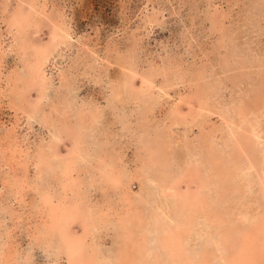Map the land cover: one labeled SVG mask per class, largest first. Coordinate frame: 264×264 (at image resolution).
I'll return each instance as SVG.
<instances>
[{
  "label": "rangeland",
  "instance_id": "rangeland-1",
  "mask_svg": "<svg viewBox=\"0 0 264 264\" xmlns=\"http://www.w3.org/2000/svg\"><path fill=\"white\" fill-rule=\"evenodd\" d=\"M60 205L97 264H177L166 226L182 264L237 253L264 213V0H0V264H68Z\"/></svg>",
  "mask_w": 264,
  "mask_h": 264
},
{
  "label": "bare ground",
  "instance_id": "bare-ground-1",
  "mask_svg": "<svg viewBox=\"0 0 264 264\" xmlns=\"http://www.w3.org/2000/svg\"><path fill=\"white\" fill-rule=\"evenodd\" d=\"M46 10V9H45ZM45 12V11H44ZM44 13H40V15H43ZM26 15V14H25ZM39 15V14H38ZM27 16V15H26ZM27 19H28V17H27ZM25 21H27L26 19H25ZM109 134V133H108ZM259 138V137H258ZM261 139V138H260ZM239 140H240V137H239ZM240 142V141H239ZM241 142H243V141H241ZM260 143V142H259ZM246 144V143H245ZM41 155V157H40V159H39V161L37 162V164L39 165V166H42V163H43V161H44V163L48 166V167H50V168H52V166L54 167V169H58L59 167L58 166H63V168L62 169H64V165H62V163H60L61 165H56V166H54V162H49V160L48 159H46L47 158V156L45 155V154H40ZM237 158V157H236ZM203 159V158H202ZM66 164V163H65ZM147 165H148V163H147ZM170 161L169 160H166L164 163H163V166L162 167H159L158 169V175H157V178H158V180H159V182H162V180H164L165 178H167V176L166 177H163L165 174L167 175L168 174V170L169 169H171V168H169L170 166ZM74 167H75V164L72 162L71 164H70V168L69 169H67V170H69V171H71V170H73L74 169ZM146 167V166H145ZM144 167V168H145ZM183 168L182 169H185L184 168V166H182ZM169 168V169H168ZM146 169L148 170V168L146 167ZM182 169H180V170H182ZM65 170V169H64ZM187 170V169H186ZM68 171V172H69ZM245 171V170H244ZM194 172H196V171H194ZM185 174H186V171H185ZM184 174V175H185ZM196 174V173H195ZM198 174V173H197ZM196 174V175H197ZM245 175V174H244ZM247 177V176H246ZM184 178H185V176H184ZM199 178V177H198ZM183 179V178H182ZM71 180L73 181H77V179H75L74 177L73 178H71ZM70 180V181H71ZM231 180V179H230ZM115 182L117 183L118 181H116L115 180ZM198 184V183H197ZM144 186V185H143ZM169 187V186H168ZM176 187V186H175ZM175 187H173V188H175ZM166 189V188H165ZM176 189H178L177 187H176ZM175 189V190H176ZM197 189V188H196ZM196 189H195V191H196ZM170 190H171V188H170ZM174 190V189H173ZM164 191V190H163ZM176 192V191H175ZM187 192H188V190H187ZM219 192V191H218ZM164 193V192H163ZM167 193V192H166ZM177 193H179V192H177ZM185 193V192H184ZM194 193V192H193ZM196 193V192H195ZM165 194V193H164ZM180 194V193H179ZM163 196V195H162ZM167 196V195H166ZM182 196H184L183 194H182ZM138 197H139V194H138ZM169 197V196H168ZM186 197V196H185ZM145 198V197H144ZM176 198H178V197H176ZM162 199V198H161ZM251 199V198H250ZM183 200V199H182ZM253 200V199H252ZM184 201V200H183ZM247 201V200H246ZM250 201V200H249ZM235 202H236V200H235ZM253 202H254V200H253ZM258 202V201H257ZM198 204H200L201 206H202V204H201V202L199 203V202H197ZM242 203H244V202H242ZM255 203V202H254ZM181 204H183V205H185L183 202H181ZM189 204V203H188ZM188 204L186 203V206L188 207ZM249 204V203H248ZM196 204H193V205H191V207L190 208H192V207H196L195 206ZM177 206L179 207V204H177V205H175L174 207L177 209ZM181 207V206H180ZM208 207V208H207ZM211 207V206H210ZM240 207V206H239ZM161 208V207H160ZM63 210L64 208L60 205V207H58L57 208V210L55 211V220H56V223H57V225H59V222H60V227H61V229H62V231H60V232H62V236H63V240H61V243H60V248H58V255H57V258H56V260H57V262H59V259L61 258V251L62 252H65L66 254H67V257L69 258V260H68V264H97L96 262H95V260H93L92 258H88V253H87V249L89 248V247H91L92 246V244L93 243H91L90 241H91V239L93 238L92 237V235H94V233H93V229L91 228V226H92V223H91V220L89 219V221H88V223H86L85 224V227H84V231L83 232H81V233H74V234H70V233H68L67 231H65V226H67L68 225V223H69V220H70V218H74V216H71V215H69V216H66L65 218H63V216H64V214L63 215H61L60 213L61 212H59L58 213V211H60V210ZM198 210V209H197ZM201 210H203V211H205L206 212V215H209V218H211L212 219V221H213V223L214 224H219L221 227H222V224H223V216L220 214V215H218L219 213H212L213 212V210L212 209H210L209 208V206L208 205H206L205 204V207L203 206V209H201ZM53 211V210H52ZM71 212H72V210H70ZM75 211V210H74ZM162 211H164L163 210V208H162ZM243 211V210H242ZM250 211V210H249ZM54 212V211H53ZM186 212H187V210H186ZM57 213V214H56ZM73 214H74V212H72ZM164 213H166V211L164 212ZM188 213V215L189 214H191V213H189V212H187ZM72 214V215H73ZM151 214V213H150ZM176 214V213H175ZM174 214V217H176V215ZM180 214V213H179ZM182 214V213H181ZM193 214V213H192ZM253 215V214H252ZM60 216H62V218L60 219ZM166 216H168L167 215V213H166ZM178 217H179V215H177ZM180 216H182V215H180ZM184 216V215H183ZM211 216V217H210ZM249 216V215H248ZM160 217H161V215H160ZM253 217H254V215H253ZM253 217H252V220H253ZM158 218H159V216L156 218L157 219V221H158V223H160V221L158 220ZM177 218V217H176ZM160 219V218H159ZM178 219V218H177ZM246 219V218H245ZM156 221V222H157ZM248 221V220H247ZM174 222V221H173ZM131 223V222H130ZM175 223V222H174ZM178 223V222H177ZM252 222H249L248 221V224H251ZM150 224V223H149ZM164 225H167L168 223H163ZM170 224V223H169ZM125 225V224H124ZM177 225V224H176ZM201 225V224H200ZM243 225H246L245 223L243 224ZM55 226H56V224H50V228H55ZM177 226H180V225H177ZM231 226H229V228H230ZM125 228H127L126 227V225H125V227H124V229ZM146 228V227H145ZM150 228H151V226H150ZM240 228V235L243 237V241H241V244H240V246L238 247L239 249L237 250V253L236 254H233V250L231 251H228L229 252V254H227V255H229V258L227 257V258H225V260H226V262H225V264H251V262H252V259H254V256H255V250H254V248L256 247V243H258L259 242V244L260 243H262L263 244V242H264V213H263V215H262V217H261V221L257 224V225H255V224H252V227L250 228L249 227V225H246V227H244V226H242V227H239ZM228 229V228H227ZM233 229H236V227L234 226L233 227ZM153 230V229H152ZM160 230H161V233H160V235L158 236L157 235V237L158 238H160L161 239V241H160V247H161V249H162V251H165V252H168L170 255L169 256H171L172 258H173V260L175 259V261L174 262H176L177 261V264H182L183 262V242H182V240L180 241V239H179V237H177L178 235H179V232L176 230V229H172V227L171 226H166V229H163L162 227H160ZM181 230L182 231H184V229H180V232H181ZM237 230V229H236ZM150 231V230H149ZM148 232V231H147ZM158 232V231H157ZM198 232V231H197ZM149 233V232H148ZM159 233V232H158ZM163 233H164V235H163ZM228 232L226 231V228H222L221 230H220V233H218V234H221V235H218L219 237H215L214 238V240H215V242H216V239H217V242H219V243H217V246H218V248L219 249H221V248H226V247H224V245H225V242L228 244V243H230V240H232V237L231 236H229V234H227ZM162 234V235H161ZM182 234V233H181ZM131 235V231H129V229H126L125 231H124V233L123 234H120V239L122 240V242H119V244H123V242L125 241H127L128 240V236H130ZM145 238V237H144ZM148 238V237H147ZM181 239H183V238H181ZM135 240H137V239H135ZM124 242V243H125ZM256 245H255V244ZM229 245V244H228ZM141 248V247H140ZM144 248V247H143ZM228 248V247H227ZM140 250H142L143 251V249H140ZM87 254H86V253ZM123 252V249L121 250L120 249V253H119V257L117 258L116 257V262L114 263L113 262V264H140V257H142L143 256V254L142 253H140L141 254V256L140 255H138L137 257H132L133 255H127V254H125L124 252ZM227 252V253H228ZM257 252V251H256ZM96 253V252H95ZM95 253H92V254H94L95 255ZM82 254H84V255H82ZM86 255V256H85ZM98 255V254H97ZM102 255V254H101ZM105 255V254H104ZM199 255V254H198ZM257 255V254H256ZM79 256H85L86 258L85 259H87V260H84V261H81L80 259H78V257ZM108 256V255H107ZM129 256V257H128ZM185 257H186V259H188L187 258V254H185L184 255ZM260 256V255H259ZM258 256V257H259ZM106 260H108V259H106ZM210 260V258H209V255L208 254H201V255H199V259L198 260H195V261H192V263L193 264H204L206 261H209ZM91 261V262H90ZM96 261H98V262H100V263H105V264H111L110 262H108V261H105V260H103V258L100 256V255H98V257H96ZM58 264V263H57ZM185 264V263H184Z\"/></svg>",
  "mask_w": 264,
  "mask_h": 264
}]
</instances>
